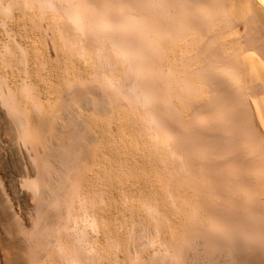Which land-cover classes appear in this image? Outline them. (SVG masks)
Here are the masks:
<instances>
[{
	"label": "bare ground",
	"instance_id": "6f19581e",
	"mask_svg": "<svg viewBox=\"0 0 264 264\" xmlns=\"http://www.w3.org/2000/svg\"><path fill=\"white\" fill-rule=\"evenodd\" d=\"M91 1L0 0V264H163L158 252L179 249L194 208L201 211L194 229L203 227L210 238L239 228L251 242L263 240L264 0H208L196 14L183 15L166 0ZM199 15L210 48H197L191 65L183 62L177 90L176 78L163 77L171 69L162 73L157 59L150 65L143 56L160 47L170 52L163 53L166 61L181 60L193 46L174 38ZM133 64L142 77L150 69L161 111L170 93L194 92L204 102L211 86L223 98L210 113L193 110L182 126L195 142L176 152L178 177L162 162L175 133L154 113L158 139L119 89L132 86L121 81ZM97 67L103 70L96 79ZM149 96L144 90L145 101ZM227 156L234 160L228 180L213 185L210 169L202 171L197 159L215 163ZM221 193L236 204L223 202ZM156 234L161 244L153 248ZM228 256L217 251L213 264L228 263Z\"/></svg>",
	"mask_w": 264,
	"mask_h": 264
},
{
	"label": "rangeland",
	"instance_id": "374dc122",
	"mask_svg": "<svg viewBox=\"0 0 264 264\" xmlns=\"http://www.w3.org/2000/svg\"><path fill=\"white\" fill-rule=\"evenodd\" d=\"M95 1H97V2H94V0H92L91 1V3L92 2H94V5H97V3H99V4H102V2H104L105 0H95ZM110 0H107V2H109ZM167 2L166 3H168V5H169V7L170 8H172L174 11H177L178 12V9L179 10H181V11H179V13L181 14V15H183L182 13H188V14H191V12L192 13H195L196 14V11L197 10H199L200 8V3H202L203 5H207V2L206 1H208V0H166ZM93 4V3H92ZM199 4V5H198ZM176 6V7H175ZM205 6H202V7H205ZM59 8V7H58ZM61 8V7H60ZM176 8H178V9H176ZM199 8V9H198ZM60 10H63L62 8L61 9H59L58 11L59 12H61ZM191 10H194V12L193 11H191ZM191 11V12H190ZM57 11H55V14H56V16L57 17H55L56 18V20H55V22H56V27H58L57 28V32H60L61 33V30H60V28L62 27L61 26V24L60 23H62L61 22V20H60V13L59 12H57ZM190 12V13H189ZM198 12V11H197ZM187 14V15H188ZM198 15V14H197ZM59 16V17H58ZM200 16V15H199ZM187 18H189V17H187ZM191 18V17H190ZM196 18H197V20H196V22H195V18L192 20V19H188L189 21H186L185 23L187 24H185L184 25V28H186V30H184L183 29V32L185 33V34H176V37L174 38V40H176V42L178 41V40H181L183 43L184 42H187L188 40H189V42H187L186 44H190L189 46L190 47H192L191 49H190V51L191 52H187L188 54H186V55H184V57H182L181 58V60H180V58H172V61L170 60V56H169V61H170V63H172L171 65H174V66H171V67H176V64H177V66H178V63H180V65L178 66V67H176V68H178L177 70H179V74H177V75H175L176 77H174V74H176L177 72H175L174 70H176V68L174 69V68H168V67H170V65L168 66L167 64H170L169 63V61H166L167 60V58H168V55H170L169 53L170 52H167L166 50L164 51L162 48L160 49V47H159V49L158 50H155V52L157 53V55H159V57H157V55H156V53H154V54H152V53H149V54H147V58H146V56H143V57H145L144 58V63H148V64H150V65H152V64H154L156 61H157V68H161L160 70H161V72L162 71H164V69H165V71L164 72H162V73H165V72H167L168 71V69H171V70H169L170 71V73H169V71L167 72V73H165V75H163V77H171L172 79H174V78H176L177 80L176 81H174V84H177V83H175V82H177L179 79L177 78V77H179V75L180 74H182V70H181V65L183 66L186 62V66L187 65H191V64H189L188 62H190V63H192L193 62V56H194V58H196V56H197V54H196V52L198 53V51H197V48L199 49V50H203V52H205L206 50H208L210 47H209V45H210V41H209V37H208V35L206 34V33H203V31H204V29H203V26L205 25V24H202L203 23V19H201L202 17L200 16L199 18H198V16H196ZM199 19L202 21V27L200 28V24L198 23V22H200L199 21ZM60 21V22H59ZM58 22V23H57ZM188 22V23H187ZM195 23L196 25H194L193 23ZM57 24H60L59 26L57 25ZM191 24V25H190ZM199 24V25H198ZM63 25V24H62ZM187 26V27H186ZM191 28H190V27ZM197 26V27H196ZM60 27V28H59ZM192 27H194V29L195 30H193L192 29ZM59 29V30H58ZM191 29V30H190ZM190 30V31H189ZM193 30V31H192ZM200 30H202V31H200ZM192 32V33H191ZM202 32V33H201ZM200 33V34H199ZM187 34V39H184V37H185V35ZM189 34L191 35V37L189 36ZM204 34H205V36H204ZM175 36V35H174ZM202 36V37H201ZM182 37V38H181ZM205 37V38H204ZM207 37V38H206ZM178 38H180V39H178ZM190 38L192 39V40H190ZM197 38V39H196ZM201 38H202V40L203 39H205V40H203V41H201ZM195 39V40H194ZM181 41H178L177 43L178 44H180V42ZM193 43V45H191V42ZM182 42H181V44H182ZM199 44H198V43ZM200 42H203V43H201L200 44ZM208 43V44H207ZM82 44V43H81ZM180 44V45H181ZM185 44V43H184ZM195 44L197 45V47L195 46ZM200 45V46H199ZM208 47V48H207ZM196 48V49H195ZM200 48H202V49H200ZM158 51H159V53H158ZM162 53H161V52ZM165 53H167V54H165V55H167L166 57L167 58H165V55L164 54ZM192 53H194V55H192ZM206 53H207V51H206ZM206 53H205V55H206ZM152 54V55H151ZM151 55V56H150ZM190 57H189V56ZM187 56H188V58H187ZM155 58V59H157V60H155V62L153 63V61H154V59L153 58ZM161 57L163 58V59H161ZM186 57V58H185ZM149 58V59H148ZM165 58V59H164ZM193 59V60H191V59ZM132 59H133V61H135V59H140V57H136V56H134V57H132ZM153 60V61H152ZM159 60V61H158ZM163 60L165 61V62H163ZM175 60L178 62H175ZM188 60V61H187ZM184 61H186L185 63H183ZM163 62V63H162ZM182 62V63H181ZM161 63V64H160ZM165 63H166V65L168 66H166L165 67ZM176 63V64H175ZM162 64H164V65H162ZM136 65V64H135ZM134 64H133V67L131 66V67H129V68H126V70L124 71V75H126L125 77H123L124 79H125V81H124V79L122 78V84H124L123 82H125V84L124 85H128V86H131V87H127V86H123L121 83H120V85H122V86H120L121 88H119L120 89V91H121V89H122V93H126L127 95H129L130 97H132V99H134V104H135V109H136V114H138V116L140 117L141 115H142V117H141V121L143 122L144 120V118L143 117H145L146 119H145V122H143V123H145V125L146 126H148V130H152V131H154V133H155V135L157 134L158 136H157V138L159 139L160 137H159V134H158V127H159V123L157 122V121H155V117L156 118H159V119H161V125H164V126H166L170 131H172L173 133H175V137L173 138V139H167V141H166V143H167V148H168V150H167V154H166V152H164V153H162L164 156H162V159H163V157H164V160H162L161 159V157H160V159L162 160V162L164 163V162H166V164L164 163V165H168V167H170V168H168L167 167V170L171 173V171H172V173H173V175H176L177 177H178V174H180V172H176V170L178 169L179 170V168L175 165V164H177V162H178V154H176V152H177V150H179V152H181L182 150V152H185V151H187L188 152V150H187V148L186 147H188L189 148V146H191L192 145V141L194 140V142H195V139H193L192 140V138H191V136L189 135V134H182L183 132H182V126L184 125L185 126V124L187 123V126L189 125V123H190V118H191V116H192V114H194V111H195V113L197 112V111H201V110H203V111H205V112H207V113H210L211 112V110H213V109H215L216 110V107L218 106V105H220L221 104V102H222V97L220 98L219 97V92H214V89L210 86V84H208L210 87L209 88H207V90L206 91H208L207 93V95H208V98L210 99H208L207 101H200L199 99L197 100L196 98H195V94H194V92L193 93H191V92H187V91H183L182 93H181V91L180 92H178V94L177 93H170V102L168 103V107H167V109L166 110H163L162 109V111H161V108L158 106V104H156L157 102H155L156 101V99H155V96L157 95V97H161L160 95H158L157 93H155L157 90H156V88H154V86H155V84H153L152 85V82L154 81V79H151V76H152V74H151V72H149L150 71V69H148V72H147V74H146V76L145 77H142V76H140L141 74H140V72H139V68H137L136 66H135ZM160 65V66H159ZM165 68H164V67ZM185 66V65H184ZM103 68H105V69H107V66L106 67H104V66H102ZM103 68L101 69V67H97V68H95V70L94 71H96L97 73L99 72V70H103ZM133 68V69H132ZM167 68V69H166ZM180 68V69H179ZM99 69V70H98ZM101 72V71H100ZM134 72V73H133ZM181 72V73H180ZM97 73H92L93 74V78L95 77V75H96V79L98 78L97 76L99 75V73L97 74ZM150 73V74H149ZM172 73H174V74H172ZM128 74V75H127ZM151 75V76H150ZM100 76V75H99ZM144 78V79H143ZM127 79V80H126ZM134 80V81H133ZM153 80V81H152ZM181 81V80H180ZM119 82V81H118ZM132 84H131V83ZM127 83V84H126ZM129 83V84H128ZM154 83V82H153ZM178 83H180V82H178ZM181 85V84H180ZM177 86V90H180V87H178L179 86V84H177L176 85ZM123 87H124V89H123ZM127 88H128V90H127ZM210 88H212V91H210V90H208V89H210ZM123 90H125L124 92H123ZM142 90V93L140 92ZM144 90L145 91H147V92H149L150 94H151V96H149V99L148 100H146L145 101V99L143 98V93H144ZM156 90V91H155ZM129 92V93H127V92ZM211 92V93H210ZM213 92H214V94H213ZM139 93V94H138ZM141 93V94H140ZM187 93V94H186ZM173 94L175 95V97L173 98ZM181 94V95H180ZM186 94V95H185ZM136 95V96H135ZM155 95V96H154ZM134 97V98H133ZM180 97V98H179ZM139 98V99H138ZM142 98V99H141ZM137 101H136V100ZM155 100V101H154ZM171 100H173L172 102H171ZM184 101H185V103H184ZM198 101H200V102H198ZM209 101H211L212 102V104H211V102L209 103ZM220 101V104L218 103ZM181 102L183 103V105L181 104ZM206 102V103H205ZM173 103V104H172ZM218 103V104H217ZM146 104V105H145ZM170 104V105H169ZM180 104V105H179ZM206 104V105H205ZM217 104V105H216ZM138 105V106H137ZM141 105V106H140ZM155 105H157V107L155 106ZM187 105V106H186ZM153 108H152V107ZM182 106L184 107V109L182 108ZM210 106V107H209ZM155 107V108H154ZM157 108V109H156ZM159 108V109H158ZM183 109V111H185V112H183L182 111V109ZM218 108V107H217ZM150 109H151V111H150ZM152 109H154V110H152ZM138 110L140 111L141 110V115H139V112H138ZM181 110V111H180ZM187 110H189V111H187ZM194 110V111H193ZM154 111V112H153ZM192 111V112H191ZM189 112V113H188ZM142 113H144V114H142ZM145 113H146V115H145ZM154 113H156V116H155V114ZM182 114L183 115V113L184 114H186L187 113V115H188V117H185V116H180V114ZM153 114V115H152ZM150 115V116H149ZM152 115V116H151ZM186 115V116H187ZM155 116V117H154ZM190 116V117H189ZM131 117H133V116H131ZM149 118H150V120H149ZM188 119V120H187ZM130 119V117H129V119H128V121L130 122V123H132L133 122V120H131ZM147 120V121H146ZM155 121V122H154ZM187 121V122H186ZM149 123V124H148ZM151 124V125H150ZM153 124V125H152ZM151 126H153L154 128H155V130H154V128H151ZM186 126V127H187ZM150 130V131H151ZM157 133H156V132ZM141 133V132H140ZM188 135H189V137H188ZM139 136H141L142 137V133L139 135ZM193 136V135H192ZM153 137H154V135H153ZM156 137V136H155ZM154 137V139L157 141V138H155ZM191 139V140H190ZM183 143H182V142ZM186 141H188V143L186 142ZM170 142V143H169ZM168 143L169 144H171V145H168ZM181 143V144H180ZM184 143H186V144H184ZM179 144L180 145H182V146H179ZM185 145H187V146H185ZM169 146H171V147H169ZM177 146V147H176ZM179 146V147H178ZM169 148H170V150H169ZM176 148V149H175ZM181 148H182V150H181ZM185 150H184V149ZM173 151V152H172ZM172 152V153H171ZM161 155V154H160ZM172 155H175L176 157H174V156H172ZM166 157V158H165ZM177 158V159H176ZM167 161H166V160ZM176 159L177 161H175L174 163H173V161ZM228 159V160H227ZM170 160H172V161H170ZM198 160V165H199V163H200V165H199V167L200 166H202V171H208V169H210V171H208V173H210L211 174V177H210V179H212L213 177V180H212V183H213V181H214V183H213V185H215V183L216 182H218V180H219V178H221V177H224V178H222V179H224V180H226V178H227V176H228V174L230 173V170L232 169V164H234L233 163V158H232V160H231V157L230 156H227V157H225V158H220L218 161H216L215 163H210V162H208V161H206L205 159H197ZM169 161V164H167V162ZM171 165H173L172 167H171ZM176 166V170L175 169H172L173 167L175 168V166ZM207 168L206 170L204 169V168ZM231 167V168H230ZM171 170V171H170ZM177 170V171H178ZM173 171H175V172H173ZM220 171V172H219ZM217 172H219V175H218V173ZM175 173H177V174H175ZM234 173V172H233ZM210 174H209V176H210ZM216 174V175H215ZM194 175H197V173L196 174H193V176ZM217 177V178H216ZM193 178V177H192ZM218 179V180H217ZM227 180H228V178H227ZM227 180L224 182L223 181V183H226L227 182ZM231 186H235V184L234 183H232V185ZM170 192H171V194H170ZM173 194V195H172ZM223 194V195H222ZM175 195H176V191L174 190V188H171V189H169V196H171V199H172V201H174L175 203L177 202L176 200V198H175ZM105 195L103 194V196L102 197H104ZM173 198L175 199V200H173ZM127 199H129V198H127ZM132 199V198H131ZM131 199H129V200H131ZM221 199H222V201L223 202H225V201H231V202H233L234 201V199H233V197L232 196H230L229 194H224V193H221ZM225 199V200H224ZM231 199V200H230ZM123 200L124 199H122L121 200V205L123 206ZM129 200H127V201H129ZM126 201V202H127ZM132 202L134 201V199L133 200H131ZM107 201H106V198H104V200H103V198H102V204L103 205H106L105 203H106ZM125 203V202H124ZM128 204H130L129 202H128ZM128 204L126 203L125 205H127L128 206ZM235 205L236 204V202H233L232 203V205ZM247 204H251V202H249V203H246V205ZM124 205V206H125ZM246 207H248V209H250V206H246ZM218 208V207H217ZM200 212V213H199ZM155 213V212H154ZM196 213L199 215H201V211H200V209L199 208H194V209H192V210H190L187 214H188V217H190V219L188 220L189 222H186V227L184 228V231H183V233L181 234V237H180V240L181 241H178L176 244L179 246V249H177L178 247L177 246H169L168 245V250L166 249V252H162V255L160 254V252H158V254L160 255V256H163L162 258V261H166L165 262V264H174V261H175V264H213V261H214V257H215V254L217 253V251L219 252V251H221L222 250V252H224V251H227V253L229 254V256H228V258H230V260L228 259L227 260V262L228 263H226V264H264V238H263V240H261V241H258V243H255L256 241L253 239V242H251V238L249 237H246L245 236V234H243V233H241L242 235H239L240 233H239V231H240V229L237 231V230H235L234 231V233H233V231H229V233L227 232V236L226 235H224L223 237H225V238H223V237H220V238H217V239H214L213 237H211L210 238V236L208 235V234H206V231H205V229L203 228V227H201V228H199V229H194L195 227H194V223H195V218L196 217H199L198 215H196ZM153 213H151V216H153L152 215ZM192 214V215H191ZM208 214V213H207ZM195 215V216H194ZM187 217V218H188ZM192 217H193V219H192ZM195 217V218H194ZM263 217H264V215H263ZM138 219H140V217H138ZM149 219V218H148ZM150 219H152V217H150ZM153 220H154V217H153ZM141 221H142V219H141ZM140 220H139V223L141 222ZM143 224H145L144 222H143ZM143 224H141V225H143ZM193 226V229L191 228ZM187 228V229H186ZM189 229V230H188ZM187 230V231H186ZM201 230V231H200ZM192 231V232H191ZM205 231V232H204ZM200 232V233H199ZM236 232V233H235ZM185 233V234H184ZM239 233V234H238ZM201 235V236H200ZM230 235V236H229ZM235 235V236H234ZM185 236V237H184ZM234 237V241H233V237ZM241 236V237H240ZM151 238H150V240H152V241H155L154 242V244H151L150 245V247H152L153 246V248H155L156 246H159L158 245V242L160 243V237H158V235L156 234V236H153V235H151L150 236ZM184 237V238H183ZM190 237V238H189ZM230 237V238H229ZM237 237H240L242 240L241 241H239L238 239H240V238H238L237 239ZM244 239H243V238ZM156 238V239H155ZM158 238V239H157ZM223 238V239H222ZM219 239H222L221 241L219 240ZM231 239V240H230ZM149 240V241H150ZM194 240V241H193ZM209 240V241H208ZM215 240V241H214ZM228 240H230V241H228ZM247 240V241H246ZM197 241H198V243H197ZM157 242V243H156ZM182 242V243H181ZM211 242V243H210ZM215 242L220 246V247H218L217 248V245L215 244ZM219 242V243H218ZM228 242H229V244H228ZM234 242H237V243H235L234 244ZM241 242V243H240ZM153 243V242H152ZM197 243V244H196ZM202 243H203V245H202ZM231 243H233V244H231ZM239 243V244H238ZM161 244V243H160ZM185 244V245H184ZM191 244V245H190ZM193 244H194V246H193ZM236 244H238V246L239 245H241V246H239L238 248H237V246H236V248L233 246V245H236ZM243 244V245H242ZM253 244V245H252ZM180 245H181V247H180ZM221 245H222V247H221ZM232 245V246H231ZM187 246H188V248H187ZM253 246V247H252ZM170 247V248H169ZM233 247V248H232ZM241 247V248H240ZM244 249H243V248ZM250 247V248H249ZM256 247H257V250H256ZM203 248V249H202ZM216 248V249H215ZM252 248H253V250H252ZM258 248H260V249H258ZM192 249V250H191ZM234 249V250H233ZM241 249V250H240ZM184 250H186V251H184ZM231 251V252H229V251ZM243 250V251H242ZM245 250V251H244ZM173 251H176V252H173ZM183 251V252H182ZM201 251V252H200ZM180 252V253H179ZM185 252V253H184ZM192 252H193V254H192ZM206 253V254H205ZM209 253V254H208ZM157 253H155L154 252V256L155 257H160L159 255H158ZM177 254H179L178 256H177ZM213 254V255H212ZM231 254V255H230ZM157 255V256H156ZM172 255V256H171ZM207 256H209V257H207ZM169 257H170V259L172 258V260L170 261L169 260ZM177 257V258H176ZM195 257V258H194ZM213 257V259H212V261H211V258ZM193 258V259H192ZM192 262H191V261ZM197 260V261H196ZM178 261V263H176ZM164 262H163V264H164ZM190 262V263H189ZM199 262V263H198Z\"/></svg>",
	"mask_w": 264,
	"mask_h": 264
}]
</instances>
